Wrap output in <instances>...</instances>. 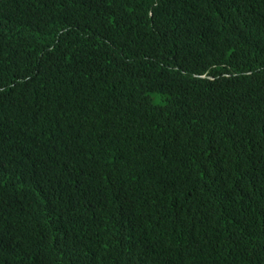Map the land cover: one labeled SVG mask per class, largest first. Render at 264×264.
Masks as SVG:
<instances>
[{
    "label": "trees",
    "instance_id": "obj_1",
    "mask_svg": "<svg viewBox=\"0 0 264 264\" xmlns=\"http://www.w3.org/2000/svg\"><path fill=\"white\" fill-rule=\"evenodd\" d=\"M0 264H264V0H0Z\"/></svg>",
    "mask_w": 264,
    "mask_h": 264
}]
</instances>
